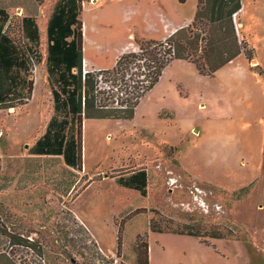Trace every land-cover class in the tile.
Returning <instances> with one entry per match:
<instances>
[{"label": "rangeland", "instance_id": "374dc122", "mask_svg": "<svg viewBox=\"0 0 264 264\" xmlns=\"http://www.w3.org/2000/svg\"><path fill=\"white\" fill-rule=\"evenodd\" d=\"M39 1L40 9H30L38 12V45L23 39L17 9H8L4 28L24 50L39 53L38 75L25 78L45 95L44 32L59 0ZM92 1L81 0L80 21ZM243 3L241 40L254 52L235 64L239 76L196 80L188 67L174 66L186 88L164 82L141 100L132 121L83 124L81 171L62 157L28 153L24 143L44 127L27 108L31 99L16 112L0 109V264H146L151 228L167 233L151 240L153 264H186L215 249L232 264H264V0ZM134 170L147 173L146 196L113 186ZM215 232L230 237L213 239Z\"/></svg>", "mask_w": 264, "mask_h": 264}, {"label": "trees", "instance_id": "16d2710c", "mask_svg": "<svg viewBox=\"0 0 264 264\" xmlns=\"http://www.w3.org/2000/svg\"><path fill=\"white\" fill-rule=\"evenodd\" d=\"M185 3L186 0H179ZM81 0H59L47 26V71L54 102V114L46 133L30 149L31 155L63 156L66 165L82 170L83 129L86 121H132L141 100L156 86L164 70L175 60L192 63L199 74L214 77L216 73L239 56L253 59V48L241 40L234 16L242 9V0H198L197 11L190 26L178 29L164 40L136 38L138 50L119 56L112 69L83 71V23L79 20ZM8 11L0 9V64L5 68L18 66L32 74L33 61L39 53L23 54L19 65L9 54L7 42L11 38L3 29ZM24 36L32 45L40 41L39 28L34 17L22 20ZM85 39V38H84ZM39 62V61H38ZM34 79L25 82L10 81L5 96L10 101L3 109L16 107L12 101L30 100ZM137 183V184H135ZM122 187L147 195V173L120 178ZM153 232L166 233L162 230ZM178 235L202 237L196 232H179ZM222 240L229 238L220 232L210 235ZM209 245L207 242H202ZM16 244V243H14ZM122 238L119 233L117 254L120 255ZM147 246V263L149 264Z\"/></svg>", "mask_w": 264, "mask_h": 264}, {"label": "crops", "instance_id": "0c3cea01", "mask_svg": "<svg viewBox=\"0 0 264 264\" xmlns=\"http://www.w3.org/2000/svg\"><path fill=\"white\" fill-rule=\"evenodd\" d=\"M39 0H0V9H17L18 18L22 20L25 17H34L37 23V15L36 12H31L32 8H41ZM198 6V0H186L185 3H180L179 0H93L92 3H88L82 13V23H83V62L84 68L92 70H106L112 69L119 58L120 55L126 52L136 51L138 50V44L136 43V38H145V39H153V40H164L171 36L178 29L188 27L193 22ZM264 8V4H263ZM246 12V4L243 3L242 0V9L234 16V20L237 24L242 23L244 26V22H239L238 18L241 14ZM50 18V17H49ZM48 21L46 23L45 35L47 37V26ZM89 27V37L91 40V55L86 58L85 54V26ZM240 25H238L239 28ZM39 28V27H38ZM240 29V28H239ZM5 32V28L3 29V33ZM23 33V31H22ZM41 33V29H39V35ZM241 32L239 30V37L241 38ZM23 39L28 41V39L22 35ZM48 40V37H47ZM7 47H9V54L16 65L21 62L23 59V54H26L28 50H24L15 40L11 39V41L7 42ZM87 47V45H86ZM120 47V48H119ZM243 55L239 56L236 60L228 64L226 67L219 70L215 76L226 72L229 76L235 77L239 76L235 70L238 68L235 64L241 60ZM87 62V63H86ZM239 67H242L243 63L238 64ZM174 66H180V68L188 67L193 75V78L196 80H200L205 76L199 74L198 70L195 69L192 63L183 60H175L172 62L163 72L160 81L156 84V86L150 91H155L159 86H167L171 89L173 88H186L187 84L184 83L180 78L172 74V69ZM192 66L194 69H192ZM26 68H20L18 66H12L11 68H5L0 64V109L3 110L6 104L10 101L5 100V96L7 95L10 88V81H20L22 83L25 82V72ZM39 70V68H38ZM38 73V71H37ZM38 75V74H37ZM44 76V75H43ZM214 76V77H215ZM45 77V76H44ZM206 78V77H205ZM212 78V77H207ZM46 79V77H45ZM48 82V79H46ZM40 85V83H39ZM34 90L31 96V100L29 104H27V108L31 113L38 115V117L44 118V127L38 136H35L33 140H27L25 144L29 145L28 153L30 149L34 146L36 141L41 138L47 130V126L54 114V102L52 98V93L50 89V85L48 82L47 92H44L38 88V83L35 82ZM37 87V88H36ZM228 89V86L226 87ZM39 89V90H38ZM40 91V94L38 93ZM264 91V90H263ZM262 91V95H263ZM149 92V93H150ZM148 93V94H149ZM47 99V100H46ZM46 100V102H45ZM17 101H20L19 98L12 101V105L16 107H11L9 109H13L14 112L19 108L18 104H15ZM263 104H264V96H263ZM264 106V105H263ZM158 110L159 112L164 111ZM158 111L156 113V117L158 116ZM170 111V110H169ZM140 114L138 109L136 110L135 118ZM134 118V119H135ZM106 121V120H105ZM3 155H0V158ZM34 156H45V155H34ZM54 157H62L63 156H54ZM64 159V158H63ZM66 164V163H65ZM68 166V165H67ZM70 167V166H68ZM72 168V167H70ZM73 169V168H72ZM140 170H134L124 175L117 176L114 178L113 186L116 188L120 187L123 189H130L126 187H122L118 184V180L123 178L131 177L136 175ZM96 181L90 183L89 187H92ZM137 184V183H135ZM133 190L135 194H140V191L135 189ZM167 233H158L149 231V264H153L151 259V240L158 239V236L165 235ZM195 238V237H194ZM202 243V242H201ZM204 244V243H202ZM206 245V244H205ZM207 246V245H206ZM210 246V245H209ZM230 257L226 252H217L215 249V253L209 254L208 257L204 256L199 258L198 256H191L186 264H206L208 260L215 262L216 264H232L230 261ZM164 264H168V262H163Z\"/></svg>", "mask_w": 264, "mask_h": 264}, {"label": "built area", "instance_id": "2783aa9c", "mask_svg": "<svg viewBox=\"0 0 264 264\" xmlns=\"http://www.w3.org/2000/svg\"><path fill=\"white\" fill-rule=\"evenodd\" d=\"M235 24H236V29H237V32H238V34H239V28H238V24L236 23V21H235ZM32 73H33V75H35V77H36V75H37V71H38V65H37V63L35 62V61H33V66H32ZM87 72V70L86 69H84V74Z\"/></svg>", "mask_w": 264, "mask_h": 264}, {"label": "bare ground", "instance_id": "6f19581e", "mask_svg": "<svg viewBox=\"0 0 264 264\" xmlns=\"http://www.w3.org/2000/svg\"><path fill=\"white\" fill-rule=\"evenodd\" d=\"M241 26H239V28H240ZM85 39H86V42L89 44V39H88V33L86 32V34H85ZM88 46V45H87ZM86 53H87V49H86Z\"/></svg>", "mask_w": 264, "mask_h": 264}, {"label": "water", "instance_id": "95a60500", "mask_svg": "<svg viewBox=\"0 0 264 264\" xmlns=\"http://www.w3.org/2000/svg\"><path fill=\"white\" fill-rule=\"evenodd\" d=\"M253 62H256V61H253ZM255 64V63H254ZM29 146L27 145V148H28Z\"/></svg>", "mask_w": 264, "mask_h": 264}]
</instances>
